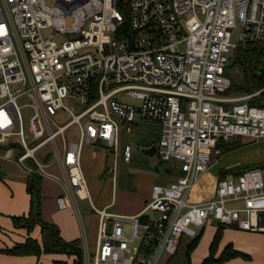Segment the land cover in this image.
Returning a JSON list of instances; mask_svg holds the SVG:
<instances>
[{"label":"built area","instance_id":"2783aa9c","mask_svg":"<svg viewBox=\"0 0 264 264\" xmlns=\"http://www.w3.org/2000/svg\"><path fill=\"white\" fill-rule=\"evenodd\" d=\"M246 42L264 44V0H0V147L58 186V208L79 215L82 150L102 146L114 160L121 127L157 123L155 154L178 164L137 213L89 201L96 232L90 250L81 222L82 264H163L209 220L264 232L259 167L215 174L210 195H191L220 141L264 139V104L249 102L262 88L228 92L229 54ZM121 154L129 159V144Z\"/></svg>","mask_w":264,"mask_h":264},{"label":"rangeland","instance_id":"374dc122","mask_svg":"<svg viewBox=\"0 0 264 264\" xmlns=\"http://www.w3.org/2000/svg\"><path fill=\"white\" fill-rule=\"evenodd\" d=\"M232 39H234V37ZM234 54L235 49H233L229 54V59L226 65V73L234 84H242L244 79L238 60H234ZM228 92L230 94L242 93L232 89ZM17 102L21 105L23 100L18 98ZM21 113L26 123L29 113L28 109L26 107H22ZM56 118L59 121H64L68 117L64 115V113H58ZM70 129L73 133L75 132L74 125L71 126ZM155 130V124L143 121L137 122L129 132L121 130L119 134L117 154H120V147L125 143H128L130 145L131 155L130 159L127 161L123 160L120 155L116 156L115 160H113L112 154L108 151V149L102 146H90L83 148L81 154V169L87 184L88 199H77L79 215H77L76 212H74V215L71 213L69 216L70 222L72 223L70 227L68 223L69 218H66L65 222L68 223L67 231L70 234H74V225L76 226V230L80 227L78 236H80L82 222L90 250L94 247L97 214L90 207L89 201L98 209L102 208L107 202L112 201V204L107 206L106 210L116 212L119 210L120 206L125 205V203H132L134 199L136 200V198L141 197V195L145 193L146 189L151 188V185L156 181L158 173H162L165 168H170L174 165L178 167L175 160L170 159L167 161H161L156 154L149 155L141 151V148L144 147L143 145L145 143H158V137H155ZM237 137L239 136H234L233 140ZM16 149V147H0V166L10 165L9 168L11 170L9 172L7 171L8 176H17L21 172L19 170L20 168L16 166L14 159L12 160ZM43 150H45V147L40 149V151ZM215 157L216 159L207 169L208 174H215L220 167L228 169V174L233 173L234 170L240 171L245 167H259L261 169L264 182L263 138L253 139L241 136L240 139L237 140V143L233 142L227 150ZM112 164H114L113 177L111 176V173H107L108 167H111ZM9 168H7V170H9ZM174 170L177 172L178 168H175ZM45 180L49 181L46 178H42L39 180L38 185L41 187L42 184L46 182ZM50 183H52L56 189L58 188L54 182L50 181ZM52 185L49 186V188L53 189ZM30 193L32 194L33 212H35L38 208L41 218H47L45 215L43 217V211L41 212L42 208L47 209V203L42 202L43 195L37 197L35 191ZM148 197L142 202V206L146 204ZM37 198L39 200V204L37 202ZM56 207V203H54L48 212L53 214L57 211ZM44 220L47 221V219ZM183 237L186 236L183 235ZM78 239L80 240V237H78ZM158 264H162V262L160 261ZM166 264L169 263L167 262Z\"/></svg>","mask_w":264,"mask_h":264},{"label":"crops","instance_id":"0c3cea01","mask_svg":"<svg viewBox=\"0 0 264 264\" xmlns=\"http://www.w3.org/2000/svg\"><path fill=\"white\" fill-rule=\"evenodd\" d=\"M151 123L155 124V137L157 136V139H159L160 127L155 122ZM121 130H124V128L121 127L120 132ZM151 144H155L156 148V142L150 144L145 143L143 146L149 147ZM122 147L123 145L120 147V154H117L116 156L120 155V157H122ZM153 154H155V150ZM15 164L16 166H18L16 162ZM9 167L10 165L0 166V168L5 172L4 175H0V264H69L73 257L67 256L63 253H41L39 254V256H36L33 254L17 255L9 251L10 248L14 247L17 243L22 242L27 236V231L24 227L13 224V221L11 219L12 216H26L29 210L33 208L32 194L30 193L31 191L27 189V185H29V179L31 177L24 173V171L19 166L18 168H20L19 170L21 171L17 175L19 177H17L16 175L8 176L7 171L9 172L11 170ZM7 168H9V170H7ZM175 168L178 167L174 165L173 167L165 168L162 173H158V175L156 176V181L154 183L164 184L170 179L174 178L179 173V170H177V172L174 170ZM214 175L215 174H208V171L202 173L197 182L193 185L191 192L192 197L198 198L201 196L210 195L213 188ZM45 181L46 182H44L41 187L38 185L37 195V197L43 195L42 202L47 203V209L42 208L41 210V212L43 211V217L44 215L47 216V218L44 217V219H47V221L49 222L51 221L57 226L59 235L63 239L71 240L80 237L78 236L80 227L76 230V226L74 225V234H70L67 231V224L69 223V227L72 224L70 222L69 216L71 215V213H73L74 215V211L71 208L56 207L57 211L53 214L48 212L52 205L56 203L55 197L58 193V188L56 189V187L53 186L50 181ZM51 185L53 189L49 188V186ZM30 188L32 189V187ZM149 192L150 188L146 189L145 193H143L141 197L136 198V200L134 199L132 203H125V205L120 206L119 210L114 213H137L143 208L141 204L148 197ZM37 201L39 204L38 198ZM111 204L112 201H109L105 205H103V207L106 208ZM66 218H69L68 223L65 222ZM218 226V223L209 220L199 229V238L194 247L188 253V264H202V260L207 257L209 253V245ZM28 235L39 241V226L35 224ZM187 238L188 237L182 236L181 241H184ZM226 245H229L231 249H234L237 253L224 260L223 262H209L207 264H264V232H252L242 230L234 226H223L221 228L220 238L217 242L213 256H218ZM178 250L180 251L181 255L185 251L184 248L180 249V247H178ZM180 254L178 253V256H181ZM163 264H166V261Z\"/></svg>","mask_w":264,"mask_h":264},{"label":"trees","instance_id":"16d2710c","mask_svg":"<svg viewBox=\"0 0 264 264\" xmlns=\"http://www.w3.org/2000/svg\"><path fill=\"white\" fill-rule=\"evenodd\" d=\"M235 58L238 60L240 70L244 79L242 84H234L231 80V87L228 91L235 90L239 92L253 91L261 89L256 95H254L249 102L252 104H264V44L246 42L244 44H239L235 48ZM241 136L237 137L235 140L230 139L229 141H220L221 153L227 150V148L233 143H237V140ZM249 168V167H245ZM243 170V169H242ZM241 171V170H240ZM239 170H234L233 173L237 174ZM228 169H223L220 167L215 173L218 178H221L228 174ZM33 186L32 189L27 185L29 191H35L38 195V183L40 177L31 176ZM38 202V201H37ZM38 207V204H37ZM12 221L14 225L24 227L27 231V236L22 242L17 243L14 247L10 248L9 251L13 254L23 255V254H33L39 256L41 253H63L67 256H72V260L69 264H82L81 259V249L79 246V239L65 240L59 235L57 226L49 221L43 220L40 216V212L37 208L35 212L30 209L26 216H12ZM37 224L40 231V240L31 237L28 233L31 231L33 226ZM223 225H219L213 235V238L209 245V253L207 257L202 260V264H207L209 262H223L229 257L235 255L237 252L231 249L229 245H226L220 254L214 257V251L217 242L220 238L221 228ZM200 235V230L193 237H188L186 240L181 241V237L178 240L176 252L167 258L166 263L170 262L180 251L178 247L184 248L185 251L182 253L181 257L188 264V253L196 244ZM185 242V243H184Z\"/></svg>","mask_w":264,"mask_h":264},{"label":"water","instance_id":"95a60500","mask_svg":"<svg viewBox=\"0 0 264 264\" xmlns=\"http://www.w3.org/2000/svg\"><path fill=\"white\" fill-rule=\"evenodd\" d=\"M155 150V144H151L149 147H142L141 151L146 153V154H153ZM5 172L0 168V175H4ZM29 186L32 187L33 186V182L32 179H29ZM169 264H185V261L183 260V258L181 256H176L174 257Z\"/></svg>","mask_w":264,"mask_h":264}]
</instances>
